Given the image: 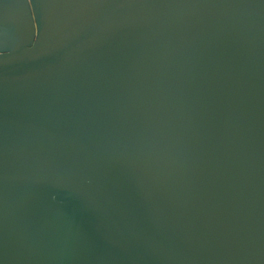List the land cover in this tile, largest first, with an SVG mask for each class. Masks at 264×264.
<instances>
[{"label":"water","instance_id":"1","mask_svg":"<svg viewBox=\"0 0 264 264\" xmlns=\"http://www.w3.org/2000/svg\"><path fill=\"white\" fill-rule=\"evenodd\" d=\"M0 264H264V0H0Z\"/></svg>","mask_w":264,"mask_h":264}]
</instances>
